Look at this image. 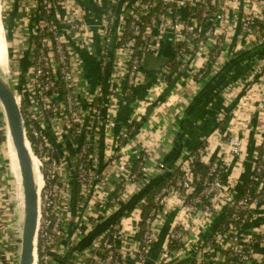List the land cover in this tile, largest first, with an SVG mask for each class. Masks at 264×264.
I'll return each mask as SVG.
<instances>
[{"label": "built area", "instance_id": "built-area-1", "mask_svg": "<svg viewBox=\"0 0 264 264\" xmlns=\"http://www.w3.org/2000/svg\"><path fill=\"white\" fill-rule=\"evenodd\" d=\"M13 12L12 45L5 37L19 64L30 56L14 87L41 176L35 264H53L71 249L65 241L73 179L77 199L90 206L89 230L165 172L169 178L153 190L152 202L144 196L111 222L74 264H145L158 244L153 264H226L227 257L264 264V0H0L2 22ZM166 45L171 58L147 94L132 98L145 84V61ZM257 48L261 58L222 91L218 121L228 117L226 126L167 166L154 128L141 125L149 109L172 107L174 82L197 91ZM84 53L93 57L92 68ZM126 99L135 110L121 127ZM0 114V264H18L23 198L5 155L1 103Z\"/></svg>", "mask_w": 264, "mask_h": 264}, {"label": "crops", "instance_id": "crops-1", "mask_svg": "<svg viewBox=\"0 0 264 264\" xmlns=\"http://www.w3.org/2000/svg\"><path fill=\"white\" fill-rule=\"evenodd\" d=\"M14 12L11 18L12 21L8 28L9 31H7L10 32L9 40L11 45L14 42V39L12 37L13 20L14 17L17 16V14H15ZM0 30H2V32L0 31V44L1 45L5 44V46L7 47V44L5 42V37H2L3 35L5 36V30H4L3 22L1 20V16H0ZM172 54H173V50L171 46L166 45L164 47L163 52L158 57H153V56L148 57V59L145 61L144 69H143L145 74V84L137 88L135 92L136 95H141L142 97H144L147 94L150 86L156 80V71L164 61L171 58ZM244 55L245 54H243V56ZM27 56L28 54H25V56L22 57L23 60L26 59ZM261 56H262L261 51L259 48H257L255 56H253L252 59H250L251 66L247 69V71L251 69L253 63L256 62L255 60L258 57L261 58ZM84 57L89 62L92 68L93 57H91L86 53H84ZM234 60L235 59L231 61ZM8 61H6L5 63L9 64ZM229 63L223 66V68L218 73L212 75V77H210L209 80L203 83L201 87H199V90L197 91H191L190 89H193V87L189 88L188 85H187L188 88H186L184 86L186 82L183 80L181 81L178 80L179 82L177 81L176 83L174 82L173 84H175V86H173V84L171 85V87L173 86L175 89V91H173L174 96L171 97V99L175 98L173 105H171L172 107L166 106L167 108H165L164 106V108L162 107L161 109H156V111H154L153 114H151L150 116L147 115L144 116L141 124L142 128L143 129L149 127L154 128L153 130L154 133H156L155 134L156 140L159 141L160 143L158 145V149L161 151L159 157L161 158V160L164 161V163L167 166L171 167L176 163L177 160L181 159V157H183L185 153L195 149L200 144L202 139L208 136L211 133V131L214 129L213 127L218 122V116L225 107V102H224L225 100H223L221 98L223 96L220 95L222 93L221 90L222 83H225V80L232 78V76L231 74H229L230 72H228L227 73L228 75L225 76L224 81H221V83L219 84L215 82L216 81L215 79L223 71H224L223 73H225L229 65H231ZM245 63L247 64L246 61L243 62L244 65ZM0 69L4 73L7 72L8 67L7 69L6 66L5 68L0 67ZM247 71H245V73ZM95 73L96 72L93 69L92 74ZM221 77L222 76H219L218 78ZM213 82L216 84H214L212 88L209 87L207 89L209 96H207L202 101H200V103L197 102L198 101L196 99L197 96H200L199 94L201 93L202 90L205 91L204 89L205 86L211 85L213 84ZM177 83H179V86L177 85ZM184 87L187 93H184L182 91ZM171 91L172 89L170 90L169 88L167 91L169 93L166 95L167 97L165 98L170 97ZM169 102L171 103V100ZM134 110H135V105H133V103L130 102V99H126V101L121 104L119 114L117 117L119 125L121 127L126 125L128 120H130V118L133 116ZM0 119L2 122V114H0ZM178 137L182 138L183 144L182 146L179 147V150L177 151L175 147V142L178 140ZM250 151H252V149H250ZM170 158L173 161L172 163L168 162L169 161L168 159ZM68 161L69 163H74L75 158L73 157V155L71 158L70 157L68 158ZM99 161H100V166L103 167L105 163V155L103 151H101V155H99ZM250 166L251 164L249 162V164L247 165L248 168L246 169V172L243 176L244 183L248 181V177L250 175V168H251ZM165 174L168 176L170 175L168 172H165L161 176ZM71 183L73 186L74 179L72 180ZM150 187L151 184L144 187L139 193H137V195L131 198L129 202L124 204L122 208L118 212H116L112 217L107 218L102 222L96 224V226H94L93 228L90 227L89 230L88 227L85 226L86 221L84 220V216L89 212L90 206L88 205V203L84 202L83 204L80 200H78L74 190L72 192V199H71V206H72L71 224L68 231V238L65 241V243L67 242V245L68 244L70 245L73 242L72 244L73 247L70 246L71 249L66 252L64 257L62 258L60 257V259L59 258L55 259V261H53V264L75 263L77 256L80 253H83L85 249H87L90 246L92 241L106 230V228L109 226L111 222L119 219L127 212L128 209L133 207L135 203L139 202L144 196H146L145 192ZM20 212H21V208L19 207V213ZM18 216L20 215L18 214ZM78 232L79 234L82 235L77 234ZM159 247L160 244L155 246L154 253L150 255L149 259L146 261L145 264H153V255L157 254Z\"/></svg>", "mask_w": 264, "mask_h": 264}, {"label": "water", "instance_id": "water-1", "mask_svg": "<svg viewBox=\"0 0 264 264\" xmlns=\"http://www.w3.org/2000/svg\"><path fill=\"white\" fill-rule=\"evenodd\" d=\"M0 103L9 136L16 153L23 193V223L21 251L18 264H35V244L39 216V187L34 168V158L27 142L23 115L15 89L0 73ZM153 112L151 107L147 113Z\"/></svg>", "mask_w": 264, "mask_h": 264}, {"label": "trees", "instance_id": "trees-1", "mask_svg": "<svg viewBox=\"0 0 264 264\" xmlns=\"http://www.w3.org/2000/svg\"><path fill=\"white\" fill-rule=\"evenodd\" d=\"M260 51L262 52V49H260ZM255 53H256V49L251 50V51H248L246 53H243V54H245L244 56H243V54H241L239 57L235 58L234 61H231L229 63L231 65H229V67L225 71V73H223L224 72L223 71L222 73L219 74V76H222L221 78H218L219 76L216 77V79H215L216 81L215 82L219 84V83H221V81H224V78H225L226 75H228L227 74L228 72H230L229 74H231V76H232V78H230L228 80L226 79L225 80V83H222V88H221L222 91H223V89H224L225 86H227L228 84H230V83H232L234 81H237L240 77L244 76L245 71H247V69L251 66V63H250L251 60L250 59H252V57L255 56ZM244 61H246L247 64L245 63V65H244L243 64ZM237 67H238V69H237ZM230 68H231V70H230ZM234 69H235V71H234ZM233 72H234V74H233ZM217 80H218V82H217ZM206 81L207 80H205L204 83ZM216 83L213 82V84L208 85V86H205V88H204L205 91L202 90L201 93L199 94L200 96H197V98H196L198 100L197 102L200 103V101H202L204 98H206L207 96H209L207 89L209 87L212 88V86L214 84H216ZM220 95H222V93ZM134 96L142 97L141 95H136V94L134 95V94H132V98H134ZM221 98L224 100L223 97H221ZM227 122H228V117H226L223 121H218L216 123V125H215L216 127L214 126L213 128L215 129V128L219 127V126L220 127H225L226 124H227ZM182 144H183L182 143V138L181 137H178V140L175 142V147H176V150L177 151L179 150V147L182 146ZM202 144H203V142L201 141L200 144L195 149H193L192 151L197 150ZM168 160H169L168 161L169 163H172L173 162L171 158L168 159ZM197 170H200V171H203V172L206 171V169L204 167H202L201 165H198ZM168 178H169V176L165 174L163 176H160L158 179H155V180L152 181L151 187L149 189H147L146 192H145V194L147 196V199H149L150 202H152V199H153V194H152L153 193V190L159 189L166 182V180ZM73 188L75 190L76 197H77L78 196L77 193H78V190H79V184L76 182L75 179H74V186H73ZM76 197H75V200H76ZM151 205L152 204L150 203L149 205L144 206V210H145V213L146 214L148 213L147 211L149 210V208H150ZM225 263L226 264H244V262H240L237 258H233V257L232 258H228L227 257Z\"/></svg>", "mask_w": 264, "mask_h": 264}, {"label": "rangeland", "instance_id": "rangeland-1", "mask_svg": "<svg viewBox=\"0 0 264 264\" xmlns=\"http://www.w3.org/2000/svg\"><path fill=\"white\" fill-rule=\"evenodd\" d=\"M11 18H12V16H6V15L3 14L4 29H5V33H6L7 38L9 37V34H10V32H7V30L9 31L8 28H9L10 23L12 21ZM0 31L2 32V30H0ZM2 37H5V36L3 35ZM6 48L7 47L5 46V44L4 45L0 44V67L1 68L2 67L5 68V66H6V69L8 67L7 72L2 73V76L15 89L16 87H14V86H15L16 82L18 81L17 80L18 78L16 77V75H17L16 71H19L18 69H20V72H21L22 76H24V77L26 76V74L29 71L30 66H31V64H30V56L28 55V57L26 59H24L19 64L15 60V59H17V56H15L14 58L12 57L13 53L11 52L10 45H9V54L8 55H7ZM6 61H8L9 64L5 63ZM6 64H8V65H6ZM5 155H7L8 159H9L10 172L17 179V183L20 186V174H19L18 161L16 160V162H15L14 159H13L14 147H13V144H12V141H11V137L9 136V134H8L7 150H6ZM17 191H18L19 196L22 195V198H23V193H21V192H23L21 186L18 187ZM21 221H22V219H21ZM21 225H22V223H21Z\"/></svg>", "mask_w": 264, "mask_h": 264}, {"label": "bare ground", "instance_id": "bare-ground-1", "mask_svg": "<svg viewBox=\"0 0 264 264\" xmlns=\"http://www.w3.org/2000/svg\"><path fill=\"white\" fill-rule=\"evenodd\" d=\"M5 42H6V44H7V48H6V50H7V55H8V54H9V46H8V42H7V40H6V37H5ZM0 73H1V75H2V73H3V72L1 71V69H0ZM13 159H14V161L16 162L17 157H16L15 150H14ZM18 167H19V165H18ZM34 168H35V174H36V178H37L38 187H39V189H40V187H41V176H40V171H39V165H38V162H37L36 160H34ZM19 174H20V171H19ZM20 186H21V177H20Z\"/></svg>", "mask_w": 264, "mask_h": 264}]
</instances>
